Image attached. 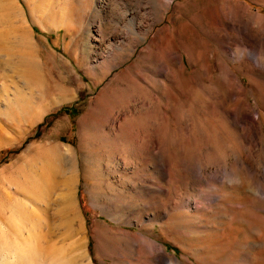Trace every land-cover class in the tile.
Wrapping results in <instances>:
<instances>
[{
    "label": "rangeland",
    "instance_id": "1",
    "mask_svg": "<svg viewBox=\"0 0 264 264\" xmlns=\"http://www.w3.org/2000/svg\"><path fill=\"white\" fill-rule=\"evenodd\" d=\"M15 1L0 5V264H154L160 247L264 264V121L241 122L264 99L241 59L264 56V0Z\"/></svg>",
    "mask_w": 264,
    "mask_h": 264
},
{
    "label": "bare ground",
    "instance_id": "2",
    "mask_svg": "<svg viewBox=\"0 0 264 264\" xmlns=\"http://www.w3.org/2000/svg\"><path fill=\"white\" fill-rule=\"evenodd\" d=\"M168 1H170V0H168ZM147 2H149V1H147ZM153 2V1H152ZM15 3H16V1L15 0H0V5L2 6V7H8V8H13V6H15ZM162 3V2H161ZM148 4V3H147ZM157 4V3H156ZM158 5V4H157ZM148 6V5H147ZM234 6V5H233ZM143 7V6H142ZM16 8L17 7H15L14 9L16 10ZM230 9V12H231V14L232 15H237V12L233 9V8H235V7H232V5L229 7ZM13 9V10H14ZM146 9V7L144 8V10ZM147 11H148V9H147ZM13 14V13H12ZM248 14V13H247ZM251 18H253V16L251 15V14H248V18H246L245 19V22H247V23H249L250 21H251ZM250 19V20H249ZM264 25V24H263ZM261 30H264V28H262ZM258 42V41H257ZM259 45V44H258ZM257 45V46H258ZM256 46V45H255ZM263 52H264V44H263ZM264 54V53H263ZM242 61H244V62H247V63H249L250 65H251V67H247V72L251 75V77H248L249 78V80H250V83H252V84H254V86H255V83H256V87H261V86H263V88H264V56H262L261 55V53H260V51H258V49H257V47H253V48H250L248 51H245L244 52V55H242ZM260 83V84H259ZM229 87V86H228ZM237 87L240 89V90H244L245 88H243V85H242V83L241 82H239V83H237ZM262 101H263V103H262V106L260 107V110H258L257 109V118H254V117H252V116H250V115H248L246 112V107H244V109L241 111V122L242 123H245V122H247L248 120L249 121H251L252 123H256V121H257V119H261V121H264V99L262 98ZM244 105H246V102L244 103ZM248 105V104H247ZM246 105V106H247ZM251 106V105H250ZM249 107V106H248ZM211 123V122H210ZM231 152L233 153V154H235V156L236 157H239V152H238V148H237V146L236 145H232V147H231ZM69 157L70 158H72V161H74L73 160V152L72 151H70V153H69ZM74 168V167H73ZM74 171H76L75 169H74ZM70 189V188H69ZM71 190V189H70ZM70 190H68V191H70ZM67 191V190H66ZM259 192H261V191H259ZM263 193H264V191H262ZM71 193V192H70ZM68 195V194H67ZM68 201H67V198H65L64 199V203L66 204ZM65 208H67V206L65 205L64 206ZM77 215H75V217H76ZM244 226H242V228H243ZM237 230L235 229V227L234 226H230L229 228H228V231H227V237H229V239L232 241V239L234 240V242H236V235H237V232H239V231H237ZM21 233V232H20ZM257 235H255L256 236V238L255 239H257L256 241H259L260 239H261V231L260 230H258L257 231V233H256ZM254 236V237H255ZM83 238H80V240H79V242L80 243H82V246L84 247L85 246V244H84V240H82ZM233 242V241H232ZM250 244H251V242H250ZM249 244V245H250ZM151 245H153V243H151L150 244V246ZM75 246V245H74ZM253 246L254 247H261L260 246V243H257V242H255V243H253ZM160 249H161V254H159V253H157L156 255H155V258H154V264H159V262H161V260H165V263L166 264H197V258H196V255L197 254H195V253H192L191 254V256L190 257H188V258H186V260L185 261H182V260H180L179 258H176V257H174L173 255H170V254H167V253H165V251L162 249V247H160ZM85 253V252H84ZM192 257L194 258V259H192ZM162 263V262H161ZM160 263V264H161ZM71 264H74V261L73 260H71ZM162 264H164V263H162Z\"/></svg>",
    "mask_w": 264,
    "mask_h": 264
}]
</instances>
